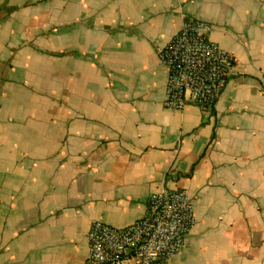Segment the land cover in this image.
I'll list each match as a JSON object with an SVG mask.
<instances>
[{
	"label": "crops",
	"instance_id": "crops-1",
	"mask_svg": "<svg viewBox=\"0 0 264 264\" xmlns=\"http://www.w3.org/2000/svg\"><path fill=\"white\" fill-rule=\"evenodd\" d=\"M185 18L235 59L207 112L165 103ZM163 187L196 216L167 264H264V0H0V264H82Z\"/></svg>",
	"mask_w": 264,
	"mask_h": 264
},
{
	"label": "built area",
	"instance_id": "built-area-1",
	"mask_svg": "<svg viewBox=\"0 0 264 264\" xmlns=\"http://www.w3.org/2000/svg\"><path fill=\"white\" fill-rule=\"evenodd\" d=\"M210 30L208 22L185 18L174 36L157 47L167 68L168 107L182 109L195 103L207 112L214 106L235 59L211 38ZM195 222L187 190L163 187L149 193L145 213L130 224L94 220L82 264H167L183 248Z\"/></svg>",
	"mask_w": 264,
	"mask_h": 264
}]
</instances>
